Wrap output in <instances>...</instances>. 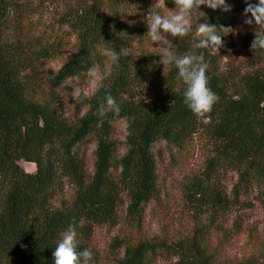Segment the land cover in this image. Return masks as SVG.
<instances>
[{
  "label": "trees",
  "instance_id": "1",
  "mask_svg": "<svg viewBox=\"0 0 264 264\" xmlns=\"http://www.w3.org/2000/svg\"><path fill=\"white\" fill-rule=\"evenodd\" d=\"M45 1L0 0V264H54L52 254L70 224L77 233V251L90 249L96 227L116 224L122 193L129 199L127 219L139 225L141 207L156 195L154 146L165 143L170 149H184L201 121L183 104L185 86L177 70L138 57L125 41L123 25L132 19L144 20L138 16L143 12L138 2L87 0L46 22L41 19ZM225 2L231 11H214L204 5L197 11L206 14L208 23L237 28L243 24L244 0ZM204 22V17L197 21ZM137 27L144 29L141 22ZM195 27L188 36L174 38L172 51L177 56L190 52L203 56L208 86L219 100L208 125L216 142L215 155L203 176L189 184L190 194L222 208L229 197L214 184L219 172L236 173L231 189L234 198L264 189V56L251 51L254 33L244 26V50L260 66L224 76L210 49L193 47ZM232 36H222L219 50ZM140 42L142 37L136 40ZM103 47L117 51L126 47L129 56L113 64L101 55ZM56 60L62 61L61 66L51 74L47 66ZM93 67L100 70L102 80L87 100L86 113L71 122L61 112L58 90L67 81L86 82L85 72ZM152 78L157 94L145 99ZM106 93L119 105L118 116L111 110L103 117L97 114ZM119 120L127 124L125 152L120 156L119 146L111 139ZM89 139L96 146L91 174L79 151ZM20 161L33 163L35 171L24 170ZM63 179L74 187L73 196L52 206ZM114 243L123 250L115 264L155 262L150 242Z\"/></svg>",
  "mask_w": 264,
  "mask_h": 264
},
{
  "label": "rangeland",
  "instance_id": "2",
  "mask_svg": "<svg viewBox=\"0 0 264 264\" xmlns=\"http://www.w3.org/2000/svg\"><path fill=\"white\" fill-rule=\"evenodd\" d=\"M85 1L87 0H47L41 9V19L51 22L67 7H77ZM135 1L143 9L138 16L143 15L144 20L132 19L123 25L125 41L132 44L135 55L152 60L151 64H157L162 50L158 44L152 45L145 35V17L148 11L156 10L161 15H167L174 4L171 0H165V8L162 0ZM139 22L144 25V29H138ZM241 25L243 24L239 26ZM245 32L243 26L223 50L214 54L222 75L255 70L260 66L246 55ZM138 33L142 34L140 43H136V40L141 41V37L136 36ZM168 39L172 42L174 40L170 36ZM223 56H227V63ZM61 63V60L49 63L48 72L54 74ZM99 83L97 81L94 84L90 78L86 82L67 81L68 85L58 90L61 112L66 119L75 122L86 113L87 100L92 97ZM150 84V89L143 95L145 99L156 97L157 93L153 91L157 82L153 80ZM208 125L209 122L201 120L193 139L184 149H170L165 143L154 146L157 166L155 197L141 207L140 224L132 225L126 216L129 199L125 193L121 194L122 203L116 210V224H105L94 229L89 243L94 253L92 264H115L122 258L123 250L116 248L114 240L152 243L154 264H243L264 261V189H254L234 198L231 189L237 175L233 171H222L216 175L214 184L223 195L229 197L226 206L213 208L190 194L192 189L189 184L203 176L210 158L215 155L216 142L210 135ZM126 128L124 120L113 125L111 139L119 146V156L125 152ZM95 147L93 140L89 139L79 148L84 153L88 174L93 173ZM19 165L28 172L35 170L32 163L20 161ZM119 172L120 170L114 172L113 176ZM73 191L74 187L63 179L51 205L56 206L63 200H70Z\"/></svg>",
  "mask_w": 264,
  "mask_h": 264
},
{
  "label": "clouds",
  "instance_id": "3",
  "mask_svg": "<svg viewBox=\"0 0 264 264\" xmlns=\"http://www.w3.org/2000/svg\"><path fill=\"white\" fill-rule=\"evenodd\" d=\"M173 9H169V14L161 15L158 10L148 11L145 17L147 32L146 36L151 44H158L162 50L159 64L177 70L178 78L185 86L183 91V104L199 120L209 122L213 106L218 102L219 97L208 86L206 75L208 64L202 55L190 52L182 56H177L172 49L175 47L172 38H184L193 32L195 24L194 44L195 49H210L213 54H218L223 46L222 36L228 34L238 35L243 26H248L254 33L250 49L257 54L264 56V0H244L246 7L243 9V25L232 27H218L216 24L207 22L206 14L198 12L201 5L209 9L222 12L231 11V6L225 0H171ZM165 6V0H162ZM152 7V6H151ZM150 7V8H151ZM200 17L205 18L204 23H197ZM101 55L110 59L113 64H120L121 58L129 56L126 47H121L117 51L116 47L101 48ZM227 63V56H223ZM85 75L95 84L102 80L101 74L96 68H89ZM108 110L114 115H119L121 109L110 93H106L98 104L96 112L103 117ZM73 225H69L62 233V237L53 252L54 264H92L94 253L90 249L77 251L79 241Z\"/></svg>",
  "mask_w": 264,
  "mask_h": 264
},
{
  "label": "crops",
  "instance_id": "4",
  "mask_svg": "<svg viewBox=\"0 0 264 264\" xmlns=\"http://www.w3.org/2000/svg\"><path fill=\"white\" fill-rule=\"evenodd\" d=\"M33 164V163H32ZM35 171V170H34Z\"/></svg>",
  "mask_w": 264,
  "mask_h": 264
}]
</instances>
